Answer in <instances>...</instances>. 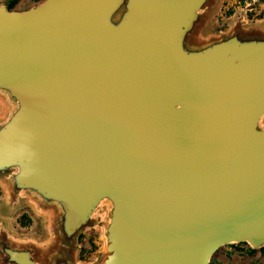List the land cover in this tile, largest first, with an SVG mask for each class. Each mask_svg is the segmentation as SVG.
I'll return each instance as SVG.
<instances>
[{
	"label": "water",
	"instance_id": "water-1",
	"mask_svg": "<svg viewBox=\"0 0 264 264\" xmlns=\"http://www.w3.org/2000/svg\"><path fill=\"white\" fill-rule=\"evenodd\" d=\"M0 6V172L59 203L69 237L114 204L105 264H210L264 245V41L196 52L207 0ZM15 264H38L5 248ZM65 264V263H62Z\"/></svg>",
	"mask_w": 264,
	"mask_h": 264
},
{
	"label": "rangeland",
	"instance_id": "rangeland-1",
	"mask_svg": "<svg viewBox=\"0 0 264 264\" xmlns=\"http://www.w3.org/2000/svg\"><path fill=\"white\" fill-rule=\"evenodd\" d=\"M45 1L0 0V6L9 11H27ZM127 3L128 0L114 15L115 24L127 11ZM252 8L250 4L243 7L238 0H207L185 36V50L201 51L232 38H237L241 43L264 41V20H251L248 14ZM19 108V103L10 92L0 89V128ZM258 128L264 131V117ZM19 172V167L0 172V264H15L9 260L5 248L28 251L38 264H105L109 255L108 229L114 209L112 201H102L88 223L69 237L64 232L65 212L59 203L46 200L33 190L18 188L16 198L2 199L3 189L15 185ZM13 207L16 210L12 213ZM13 243L22 248L12 247ZM210 264H264V245L259 249L248 243L223 246Z\"/></svg>",
	"mask_w": 264,
	"mask_h": 264
},
{
	"label": "trees",
	"instance_id": "trees-1",
	"mask_svg": "<svg viewBox=\"0 0 264 264\" xmlns=\"http://www.w3.org/2000/svg\"><path fill=\"white\" fill-rule=\"evenodd\" d=\"M238 1L239 4L242 5L243 7H246L248 4L253 6L251 12H249L248 14L251 20H253L254 18L259 20H264V10H262V7H264V0H238Z\"/></svg>",
	"mask_w": 264,
	"mask_h": 264
},
{
	"label": "crops",
	"instance_id": "crops-1",
	"mask_svg": "<svg viewBox=\"0 0 264 264\" xmlns=\"http://www.w3.org/2000/svg\"><path fill=\"white\" fill-rule=\"evenodd\" d=\"M3 192H4V194H3V196H2V199H5V198H16V194L18 193V191H17V187H16V185H14V186H6L5 187V189H3ZM12 210V213L14 212V210H16V207H13V209H11ZM54 216V215H53ZM55 216H56V211H55ZM11 217H12V215H11ZM56 218L54 219V223L56 222ZM11 246L12 247H14V248H17V249H21L22 248V246L21 245H18V244H16V243H13V244H11Z\"/></svg>",
	"mask_w": 264,
	"mask_h": 264
}]
</instances>
